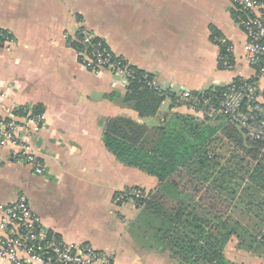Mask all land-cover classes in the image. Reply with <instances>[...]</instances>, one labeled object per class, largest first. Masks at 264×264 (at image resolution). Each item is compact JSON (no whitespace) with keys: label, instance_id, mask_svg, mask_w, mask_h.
<instances>
[{"label":"crops","instance_id":"1","mask_svg":"<svg viewBox=\"0 0 264 264\" xmlns=\"http://www.w3.org/2000/svg\"><path fill=\"white\" fill-rule=\"evenodd\" d=\"M234 14L233 0H0V30L11 37L0 47V117L22 122L28 111L41 113L29 140L45 168L37 175L10 147H0V205L23 195L55 238L90 244L112 264H174L141 241L140 209L115 202L123 189L148 192L158 180L117 160L103 143L104 123L125 116L160 125L175 113L190 114L172 108L170 96L251 78ZM80 27L104 37L115 55L168 92L155 115L141 117L126 101L127 80L80 64ZM214 34L233 44L232 70L219 67Z\"/></svg>","mask_w":264,"mask_h":264},{"label":"trees","instance_id":"2","mask_svg":"<svg viewBox=\"0 0 264 264\" xmlns=\"http://www.w3.org/2000/svg\"><path fill=\"white\" fill-rule=\"evenodd\" d=\"M234 8L237 16L239 12L235 5ZM131 68L134 76L128 79L126 101L141 117L155 115L164 96L146 85V79L151 78L149 74ZM225 87H213L205 93L218 96ZM102 139L117 160L158 180L157 187L138 202L141 215L137 228L151 227L156 234L160 233L157 244L151 247L164 250L170 245L169 255L174 264H242L229 260L224 251L233 236L239 245L246 240L235 233L236 227L228 224L227 217L218 216L217 202L206 206L202 195L197 198L191 190L181 187L180 182L187 176L205 183L202 189L212 192L207 201L224 198L222 205L226 206L239 188L262 193L260 201L252 199L247 204L257 205L256 212L264 213V133L253 139L226 118L207 121L191 114L175 113L166 122L154 126L125 116L109 117L104 123ZM217 141L245 163L244 186L238 170L221 163L212 150L211 145ZM261 221L264 222V217ZM250 238L262 245L264 232L250 234Z\"/></svg>","mask_w":264,"mask_h":264},{"label":"built area","instance_id":"3","mask_svg":"<svg viewBox=\"0 0 264 264\" xmlns=\"http://www.w3.org/2000/svg\"><path fill=\"white\" fill-rule=\"evenodd\" d=\"M233 3L239 12L236 20L246 39L245 59L254 69L253 76L233 80L218 96L183 91L172 96V105L188 108L209 120L226 118L247 137L256 139L264 133V104L259 98L264 93V85L260 86L264 82V0H233ZM77 37L75 51L86 69L109 70L127 81L134 76L131 65L115 55L106 40L92 30L80 27ZM214 40L219 45V67L233 68V44L222 37ZM10 42L11 37L0 30V47ZM146 85L161 95L168 94L152 78L146 79ZM41 123L42 115L35 110L28 111L22 122L0 117V147H10L12 156L29 164L37 175H43L45 168L33 150L29 135ZM147 194L144 189L131 186L117 193L114 199L139 208V200ZM0 260L8 264H112L110 257L90 244L71 245L55 238L31 212L23 195L0 205Z\"/></svg>","mask_w":264,"mask_h":264},{"label":"rangeland","instance_id":"4","mask_svg":"<svg viewBox=\"0 0 264 264\" xmlns=\"http://www.w3.org/2000/svg\"><path fill=\"white\" fill-rule=\"evenodd\" d=\"M99 37H101V36H99ZM218 37H222V38L226 39L225 37H223L221 35L214 34V38H218ZM101 38L105 39L104 37H101ZM233 65H234V63H233ZM232 69L233 68H231V69L227 68V69H223V70H232ZM100 70H105V69H100ZM94 72H96V71H94ZM110 72H112V71H110ZM180 93H182V92L180 91L177 94H180ZM163 96H164V98H166L170 95L164 94ZM172 96H170V100H171L170 103H171L172 108H183L184 110L188 111V113H190L191 115L197 117L199 120L215 121V119L214 120L205 119L202 116L195 114L194 112H192V110H190L188 108H185L182 106H173L172 105ZM211 148L216 154H218V156L220 157L221 163L229 165V166L233 167L234 169L238 170V173L242 177V180H240V182L242 183V186H244V184L246 182V178H247V176L243 170L245 163H242L240 161L239 157L235 158V156L231 154L230 150L228 149V147L224 143H221L219 141L214 142L211 145ZM180 184H181V187L191 190L196 195L197 198L202 195V198H201L202 203H204L206 201L205 202L206 206H211V204H214L217 202V207L215 208V211L218 212V216L221 215L222 219L227 217L228 224L231 227H236L235 233H238L239 236L243 240H246L245 243H242L241 245H239V241L235 236H233L231 238V240H230L231 243H228L227 247H228V249H230V248L232 250L234 249L235 253H234V250L232 253L230 251H228L227 247L224 251L225 256L229 260L236 262V263H242V264H250L251 262H254V261L258 262L260 260L264 261V242H262L263 243L262 245H259L258 243L252 242V240L250 238V234L251 235L256 234L258 231L260 233L264 232V222L261 221V219L264 217V213L263 212H256L257 207H258L257 205L252 206V205L247 204L248 201H250L252 199L253 200L255 199L254 202L260 201L262 193H259V194L252 193V191H246V190H242L241 188H239L237 190V195L234 196V198L230 199L227 202V206H226L224 204L222 205V199H224V198H218V201H213V200L210 202L207 201V199H209V197H211L210 195L212 194V192L206 193V191H204L202 189V186H205V183H203L199 180L193 181V180H190L187 176H185V178L180 182ZM195 187L198 190L194 189ZM228 203H229V205H228ZM210 209H213V207ZM156 226H157V228L159 227L158 224ZM156 226H154V227H156ZM145 228H147V227H145ZM145 228L143 227V228L139 229V232H138L139 237H141V241L144 243L145 246H154L155 244H157V238H158V236H160V233H159V235L156 234V231L154 228L148 227L147 230ZM169 247H171V246L167 245V248L165 246V249L163 251L170 254L171 251L169 250L170 249Z\"/></svg>","mask_w":264,"mask_h":264}]
</instances>
